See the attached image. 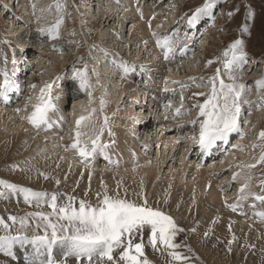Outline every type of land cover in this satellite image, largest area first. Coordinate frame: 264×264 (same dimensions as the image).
Masks as SVG:
<instances>
[{
	"label": "rangeland",
	"instance_id": "1",
	"mask_svg": "<svg viewBox=\"0 0 264 264\" xmlns=\"http://www.w3.org/2000/svg\"><path fill=\"white\" fill-rule=\"evenodd\" d=\"M44 1L0 0V86L3 85L2 70H7L9 76L14 80L16 77L18 78L19 74L22 77L19 82L20 88L14 89L15 91L12 92L9 91L8 102L5 103L0 99V179L30 187L35 191L66 193L95 203L96 193L102 192V187L95 185L92 181L81 182L82 184L78 183L77 185L67 179L57 178L53 173L40 167L36 152L40 148L45 153H53L56 150L57 154H60L63 150L61 145L71 143L68 133L70 128L75 127L72 122L76 121V118L72 119V116L77 115L76 110H72V105L74 100H87L88 114L92 115L87 124L96 130L103 127L101 140L110 145L108 159L103 154H100L98 158L90 159L89 163H93L90 166L95 165V171L100 173L104 172V169L120 172L128 170L121 173L124 179H127L134 175L135 169L152 163L150 166L156 172L158 171L155 185L153 184L154 188L147 191L146 187H143L134 194L127 192L129 199H142L137 194L143 192L150 203L173 215L182 227L189 230L195 228V232L186 231L178 237V240H186L203 264H264L263 238H254L244 231L237 232L233 224L210 219V216L202 211L201 200L198 198L191 203L182 201L183 198L179 205L176 203V197L166 199L167 203H165V199L156 195L159 189L158 182L174 185L170 183L172 176L179 181L178 185H174L177 194L183 186L191 189L194 182L201 180L202 185L205 181L209 182V187L204 191L206 193L202 200L216 189L218 192L219 190L223 191L219 200L225 203L227 196V201L230 204L240 194L236 180L232 179L235 173H239V178L249 182L250 191L261 192V181H264V162H259V160L264 155V140L259 138V133L264 131V108L255 105V102L259 100L260 93H258L254 82L264 76V0H220L213 12L216 15H214L215 20L211 23L215 22V24L208 27L205 34L201 33L202 30L198 29V25L195 30L189 31L188 24H184L186 18L197 7H200L193 6L199 3L202 5L205 0H161V2L159 0H59L63 5L64 24L61 26L60 38L56 41L42 36L38 31L41 27L52 23L57 16L56 0H46L45 3ZM40 2L43 3L42 6H39ZM50 6L51 12H49ZM148 10L149 12H147ZM151 10L159 11L161 22L157 30L163 31L165 27L171 33L178 30L175 38L179 37L181 41L175 39V48L176 50L180 49L186 44L188 51L185 57L179 56L177 60H165L162 56L158 58L156 38L153 39V32L150 31L153 24L149 27V22L151 23L154 17ZM230 11L233 12L232 16L228 15ZM209 18L205 17L204 19ZM161 24L163 26H160ZM245 24L247 31H242ZM141 27H143V31L151 33L146 37L147 39L151 37L147 43L136 38V32ZM72 32H75V35H70ZM201 34L202 36H200ZM196 38L201 41L199 42L201 50L193 49L197 46ZM236 39L244 40L249 61L244 65L243 71L236 75L242 76V82L251 88L248 99L254 102V106L251 114L245 111L242 117V120L248 121L241 125L244 133L243 138L237 133H233L230 137L233 144L238 142L240 146H233L232 151L227 155L228 158L224 156V150L217 147L221 151L216 155L217 161L227 163V166L233 165L231 170L224 164L210 166L211 161L209 164L208 161H205L199 165L200 160H195L193 154L190 157L187 156L190 151L188 145L192 140L188 134L198 135V128L193 131L192 126H189V122L197 116V110H193L189 116L174 119V109L179 106L177 103H180L181 96L184 98L183 110L185 111L192 108L195 100L203 101V97L200 96H196L193 100V94L207 91L204 84L215 69L221 66L217 57H220L223 51ZM53 44L61 45L63 52L55 50L52 47ZM93 45L95 47H91ZM23 48L28 49V52L23 53ZM105 51L115 55L117 61L123 60L130 66H134L136 70L125 75L118 64H113V55L106 56ZM89 52L95 59L89 61ZM161 52L163 54L162 49ZM193 56L196 58L191 60ZM80 57H84V60L89 62V75L93 85L91 103L87 93L79 89L78 82L71 79L72 65L75 63L77 67H82L83 62H78ZM209 60L214 61L210 66L207 64ZM34 63L37 64L35 68L39 71L36 73L35 81L33 79ZM110 65L113 68H110ZM141 66H143V70ZM104 68H108L111 73L103 71ZM142 72H145L146 76L150 73L151 77L146 78L152 81L150 83L154 88L151 87V90H154L161 106L155 97L147 96L148 99H146L145 96L149 94V90L146 89L147 85H143L144 81H142V85L139 86L140 80H137V77L142 78ZM104 74L106 75L104 76ZM224 75L227 79V74L224 73ZM30 76L34 81L32 84L38 88V91H35L36 88H31V93L28 87L31 84L28 80ZM57 76L64 78L58 82V85H54L52 95L59 97L54 100L58 111L50 115L53 121L59 120V123L54 124L48 130L43 128L37 130L26 117L30 115L31 104L36 102V97L43 85L56 80ZM189 77H196V81H191ZM201 77L203 80L200 79ZM27 80L29 84L25 86L28 83ZM173 81L184 82L188 87L181 88L179 83H173ZM197 84L200 87H197ZM165 87L174 89V91L165 92ZM27 93L29 94L27 95ZM188 93L189 99L186 96ZM26 95L27 98H25ZM140 95H142L141 98ZM29 97H32L33 102H29ZM101 97L105 100L103 106L100 103ZM167 100L173 101V107L169 111L164 109V103ZM18 104L20 105L17 107ZM26 105L27 109L25 110ZM17 108L22 110L17 112ZM93 108L96 109L94 114L91 111ZM73 111L74 115H72ZM105 116L108 117L107 126H104ZM168 118L174 123L167 122ZM21 121L28 126V130L26 125L21 126L18 130ZM165 127L166 129H164ZM144 129L151 135L154 134L155 141L143 139L141 133H145ZM159 129L164 133H161ZM42 132L45 135H42ZM40 134L41 137L38 136ZM19 137H23V140H18ZM179 138L182 141H179ZM184 139L185 141H183ZM171 142L174 143V146L170 148V155L167 159L165 146ZM185 145L188 147L186 148ZM160 150L164 154L159 159L157 154L160 155ZM241 152L242 157H240ZM134 158L135 162L132 161ZM242 159L244 164L241 162ZM78 161L80 162V160ZM103 163L106 165L104 169ZM81 164L85 166L83 163ZM249 164H255L261 168L255 171V169L247 167ZM12 165H19V168L13 169ZM107 166L109 167L107 168ZM223 169H227V171ZM77 171L76 169L71 172V175H76ZM217 171L219 173L215 176ZM40 173L47 174L48 179H44ZM84 176L89 179V174H84ZM140 177H144L141 172L134 180L139 183ZM215 177L216 180L219 178V184L224 182L226 185L223 188H218V185L215 184ZM56 179L60 180L59 185L56 184ZM116 189L117 187H108L110 194ZM85 192L88 193L87 196H85ZM120 193L123 195L124 189ZM230 196H233V199H230ZM66 199L65 195H61L58 203H64ZM185 199L187 200L188 197ZM249 202L253 203L251 198ZM255 203L257 209H264V205L259 202ZM224 205L226 206V204ZM249 207L251 205L245 206L244 209L247 210ZM34 211L47 212L50 209L46 205L38 209L35 205L26 204L22 196L15 194L0 197V217H3L11 225L12 235L43 234V227L37 229L35 220H31L27 226L21 228L19 223L12 224L8 219L12 215L24 217L27 213ZM234 213L239 215L237 211ZM229 225H231V231H229ZM210 228L212 231L205 237L204 233ZM5 234L3 227H0V236ZM147 234H149L148 231ZM233 234L237 239L232 242V251H229V241L232 240ZM146 244L151 249L150 260L153 261V264H170V258L161 252L154 251L148 244V239ZM26 248L33 256V246L27 244ZM6 259H8L7 255L0 253V264H7ZM8 263L25 264L20 258V253H17L16 260H9ZM67 264H71V262H67Z\"/></svg>",
	"mask_w": 264,
	"mask_h": 264
},
{
	"label": "snow or ice",
	"instance_id": "2",
	"mask_svg": "<svg viewBox=\"0 0 264 264\" xmlns=\"http://www.w3.org/2000/svg\"><path fill=\"white\" fill-rule=\"evenodd\" d=\"M219 2L220 0H205L188 17V26L196 27L205 17L215 20L213 12ZM33 8H35V5H33ZM55 8L57 12L55 20L49 25L38 29L42 36L52 41L59 40L61 26L64 24L63 5L59 0H56ZM49 12H51V6ZM228 15L232 16L233 12L230 11ZM149 27H151L150 22ZM177 31L163 36L157 35L155 32L152 33L156 38L157 46L163 51L165 60H168L176 50L175 37ZM242 31H247L246 24L243 26ZM70 35H75V32L70 33ZM69 43H72V41H69ZM52 47L61 53L63 52L61 45L53 44ZM187 51L186 44L181 46L180 54L182 56L186 55ZM105 55L113 54L105 51ZM93 59L95 57L89 52V61ZM217 61L220 62L221 66L215 69L204 84L207 91L193 94V100L196 96H200L203 97V101L195 100L192 108L185 111L183 110L184 98L181 96L179 106L174 109V119L189 116L193 110H197V116L189 123L193 131L198 128V135L192 136L191 139L198 144L200 152L205 155H210L220 143L228 144L233 133L240 134L243 138L244 133L241 125L248 121L242 120V117L245 111L251 114L254 106V102L248 99L251 88L242 82V76L238 77L236 75V73L242 72L244 65L249 62L244 40L236 39L232 42L223 51L222 55L217 57ZM78 62H83L82 67H77L75 63L72 65L71 79L78 82L79 89L87 93L91 103L93 85L89 75V62L85 61L84 57H80ZM112 62L118 64L125 75L136 70L134 66H130L123 60L117 61L115 55H113ZM213 63V60L207 61L209 66ZM141 69L143 70V66H141ZM2 71L3 85L0 86V99L7 103L9 91L19 89L20 85L9 76L7 70ZM224 73L227 74V79H225ZM63 78V76H57L56 80L46 82L40 89L36 102L32 104V111L26 117L35 129L48 130L54 124L59 123V120L53 121L50 114L58 111L54 100L59 97H53L52 93L54 85H58V82ZM189 79L193 82L196 81V77H189ZM200 79L203 80V77ZM173 83H179L181 88L188 87L184 82L173 81ZM254 83L258 93H260L259 100L255 102V105L264 108V76ZM28 87L35 89L36 85L30 84ZM197 87H200V85L197 84ZM164 91L169 92L174 91V89L165 87ZM28 100L31 103L32 97H29ZM100 103L102 106L105 104L103 97L100 98ZM172 107V100H167L164 103L165 111H169ZM26 109L27 105L25 106ZM21 110L16 109L17 112ZM91 111L94 114L96 109L93 108ZM91 118V114L88 116L81 115L75 121V127L69 129L68 136L71 143L61 145L66 152H71L73 156L79 157L80 162L85 167H90L89 161L95 158L97 153L103 154L106 159L109 158L108 148L110 145L103 143L101 140L104 128L84 130L88 127L86 122L90 121ZM107 124L108 117L105 116L104 126H107ZM109 134H112L110 129ZM259 138L264 140V131L259 133ZM253 147H256V145H253ZM259 162H264V155L260 157ZM11 167L15 169L19 168V165H12ZM247 167L254 168L255 164H249ZM21 171H24V169H21ZM40 175H43L44 179H48L47 174L40 173ZM237 176H239V173H235L232 179L235 180ZM89 181H91V175H89ZM119 183L118 181L117 189L111 194L107 185L102 184V192L96 193V202L93 203L88 199L78 198L75 195L35 191L30 187L0 179V197L15 194L22 196L26 204L35 205L38 209L46 205L50 209L47 212H29L24 217L15 215L8 217L12 224L19 223L21 228L27 226L31 220H35L36 228L43 227L44 229L42 235L38 233L32 236L26 234L12 235L11 225L3 217H0V227H3L6 233L0 236V250H8L11 254V248L17 242L21 244L29 243L33 246V257L29 259V264H67L69 257L75 258L77 264H81V262L83 264H153V261L145 254L143 234L147 230L150 234L148 244L154 251L166 253L170 258V264H203V261L200 260L186 240H178V237L186 231L195 232V228L189 230L182 227L173 215L150 203L143 192L137 194L142 199H129L127 189H124L122 195L119 191ZM56 184H60L59 179H56ZM141 188H143V180H141ZM239 192L240 195L235 203L229 204L225 199L226 206L233 212L241 209L242 202L248 201L250 198L253 201L251 203L253 209L257 207L255 202L264 205V181H261L260 193L250 191L247 182L241 185ZM87 194L85 192V196ZM61 195L67 197L64 203H58ZM165 203H167L166 199ZM241 214L245 213L241 210ZM253 214L264 221V211H254ZM211 231V228L208 229L204 236L207 237ZM229 231H231V225H229ZM236 239L237 237L233 234L232 240L229 241V251H232L231 244ZM54 249H59L62 258L58 259L54 255Z\"/></svg>",
	"mask_w": 264,
	"mask_h": 264
},
{
	"label": "bare ground",
	"instance_id": "3",
	"mask_svg": "<svg viewBox=\"0 0 264 264\" xmlns=\"http://www.w3.org/2000/svg\"><path fill=\"white\" fill-rule=\"evenodd\" d=\"M175 1H178V0H175ZM45 2H47V1L45 0L44 3ZM159 2H161V0H159ZM40 3H41V5H39V6H42L43 3L42 2H40ZM166 10H168V9L166 8ZM144 12H146V11L144 10ZM147 12H149V10ZM151 12L154 14V17H153V20L151 22V25L153 24V28L150 31L155 32L157 30V28H158L159 23L161 22V18L158 15L159 11L155 12V11L151 10ZM138 32H136L137 33L136 34V38L141 39L144 42H149L151 37L148 38V39L146 38V37H148V35H151V33H149V31H143V27H141ZM160 51H161V49H160ZM191 58H192L191 60H194L196 57L193 56ZM103 71H106V73L110 72V70L108 68H104ZM149 74L150 73H148L146 77H148V78L151 77ZM105 75L106 74H104V76ZM19 76H20V78H19ZM21 79H22V77L19 74L18 78L16 77L15 81L17 83H19ZM142 79H144V75L142 76ZM146 80H147V84L145 82H143V85H147L146 89L150 90L151 87L153 89L154 88L153 84L150 83L152 81L151 80L149 81L147 78H146ZM20 86H21V84H20ZM35 91H38V88H36ZM141 96L142 95H140V98H141ZM80 98H82V97H80ZM146 99H148V97ZM146 101H148V100H146ZM34 103L35 102H33V104ZM19 105L20 104H18L17 107ZM72 106H73L72 110H76V113H77L76 116H72V119L76 118V120H77L81 115H84V116L89 115L88 114V106H89V104H88L87 100H83V99L82 100L81 99L74 100V104ZM74 114H75V112L73 111L72 115H74ZM149 116L151 117L150 114H149ZM169 121H171V119H169ZM72 124H74V126H75V121L72 122ZM23 125H24V122L21 121L20 124L18 125V130ZM87 125H88V127H86L84 130L85 131H90V129H92L93 127L91 125H89V124H87ZM57 126H58V124H57ZM25 127L28 130V126L26 125ZM164 129H166V127ZM144 131H145V133H143V134L141 133V136L143 137V139H145V141L150 140V139H151V141H155L156 137H154V134L151 135V133L147 132L146 129H144ZM151 132L153 133V131H151ZM41 134L45 135L43 132ZM41 134L38 135V136L41 137ZM48 136H49V134H48ZM48 136H47V139H46L47 142L49 141L48 140L49 139ZM148 136H150V137L146 138ZM190 136L191 135L188 134V137H190ZM20 139L23 140V137H19L18 140H20ZM191 143L193 144L192 140H191ZM45 146H46V144H45ZM173 146H174L173 142H171V144H167L165 146V152L167 153L166 154L167 159H168V157L170 155L169 150H170V148H173ZM188 146H186V148ZM139 149H141V148H139ZM141 151H143V150H141ZM36 152H37V158L39 160L40 167L42 169L47 170L50 173H53L59 179L65 180V177H67V180L70 181L72 184H77V182H79L80 184L88 182L89 179H86L84 174H89V175H91V181L95 185H98V186L102 187V184H106L107 187H109V188L111 186L112 187H117V182L119 181L120 182L119 183V191H121L122 189H127V192H131V193L134 194V193L139 192V190L141 189V180H143V187H146L147 191H149L150 189L152 190L154 188V185H155L154 182H155V179H156L157 174H158V171L156 172L155 169L152 166H150V164H152V163H150L149 165L147 164L148 166L145 165V166H142L141 168L135 169L134 171H136V172L134 173L133 176H130L129 178L124 179V177H123V175L121 173L125 172V171H128V170H123L122 172H120L118 170L107 171V170L104 169L106 167V165H104V163H103L102 167L104 169V172L101 171L100 173H98L97 171L94 170L95 169L94 168L95 165H93V167L90 166V168L83 166L81 164V162L78 161V160H80L79 157L73 156V154L71 152H66L64 150V148H63V150H62V152L60 154H57L56 150L53 153H51V152L45 153V152H42L40 150V148H38L36 150ZM216 152H219V150L216 151ZM212 153H213L212 154V156H213L214 155V150L212 151ZM100 154L101 153H97L95 158H98L100 156ZM163 154H164V152H161V150H160V155L157 154L158 158L160 159ZM171 154H172V152H171ZM172 156H173V154H172ZM172 156L169 158V161L171 160ZM248 156L250 157V155H248ZM226 157L228 158V156H226ZM240 157H242V152L240 153ZM241 162H243V159H242ZM218 163H220V162H218ZM218 163L214 162L211 166L219 165ZM244 163L245 162H243V164ZM91 164H93V163H91ZM232 166L233 165H231L230 168H232ZM108 167L109 166H107V168ZM76 169L78 170L76 172V175L75 174L71 175V172L75 171ZM140 172L143 173L144 177H140L139 178L140 182L137 183V181L134 180V179L136 178L137 175H139ZM239 177L240 176H237V178L235 179L237 184L238 185L244 184L243 179H241ZM170 183H172L174 185H178L179 181H178L177 178H172V176H171ZM157 184L159 186V189L157 190L156 195L159 198H163V199L170 198L171 199L172 197H176L175 198L176 199V203H178L179 205H181V200L183 198L184 199L182 201H186L188 203L195 202V199L198 198V200H201V207H203L202 211H205L210 216V219H214V221H217V222H219V221L220 222H226V224H233V226H234V228H235V230L237 232H241V231L248 232L250 234V236H253L254 238H259V239L263 238V241H264V221L258 222L254 215H252V216L255 218L256 221H251L250 219H245L244 217L241 218L239 215L237 216L236 213H234L230 208H228V207H226L224 205L225 204L224 201L222 202V201L219 200V198L222 197V191L218 192V190H216V189L214 191H211L210 193L207 191L209 193V194L207 193L208 196L205 195L207 198L202 200V198H204V193H206L204 191H206L208 189V187H209V182L207 183L205 181V183L203 185L201 184V180H199L197 182H194L192 188L193 189L197 188L196 190H193L192 188L189 189V187L187 189L186 187L183 186L180 189V192L178 194H177V191H176V187L174 185H171V184L168 185L167 183H162L161 184V182L160 183L158 182ZM224 195H226V194H224ZM187 197H188V199L186 200L185 198H187ZM223 199H221V200H223ZM226 199H227V196H226ZM263 211H264V209H263Z\"/></svg>",
	"mask_w": 264,
	"mask_h": 264
},
{
	"label": "built area",
	"instance_id": "4",
	"mask_svg": "<svg viewBox=\"0 0 264 264\" xmlns=\"http://www.w3.org/2000/svg\"><path fill=\"white\" fill-rule=\"evenodd\" d=\"M205 33H206V32H205ZM199 42H201V41H198V42H197V46H195V49H196V50H198V49L201 50V44H199ZM31 43H32V42H31ZM196 47H198V48H196ZM23 50H24L23 53L28 52V51H27L28 49H26V48H23ZM27 59H28V58H27ZM31 62H32V58H31ZM33 62H34V61H33ZM21 63H23V61H21ZM34 65H35V66H34V69H33V74H34L33 79H36V78H37L36 73L39 72V71H37L36 68H35V67L37 66V64L34 63ZM28 68L30 69V67H28ZM31 79H32V77H29V78H28V80H29L30 82H32ZM28 80H27V81H28ZM29 81H28V83H27L25 86H27V85L29 84Z\"/></svg>",
	"mask_w": 264,
	"mask_h": 264
}]
</instances>
